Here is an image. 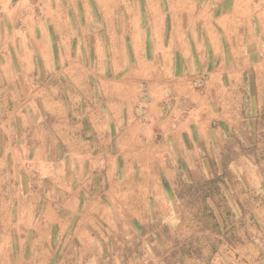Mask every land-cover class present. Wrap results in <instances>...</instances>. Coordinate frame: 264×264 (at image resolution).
I'll return each mask as SVG.
<instances>
[{"label":"rangeland","instance_id":"374dc122","mask_svg":"<svg viewBox=\"0 0 264 264\" xmlns=\"http://www.w3.org/2000/svg\"><path fill=\"white\" fill-rule=\"evenodd\" d=\"M48 201L97 264H264V0H0V261Z\"/></svg>","mask_w":264,"mask_h":264},{"label":"crops","instance_id":"0c3cea01","mask_svg":"<svg viewBox=\"0 0 264 264\" xmlns=\"http://www.w3.org/2000/svg\"><path fill=\"white\" fill-rule=\"evenodd\" d=\"M123 102L128 105L130 101ZM131 102L134 104L138 101ZM148 102L153 109L167 101ZM70 202L76 201L74 199L67 201V203ZM66 209L62 212L55 211L51 201H48L45 204L41 224L36 227L30 225L25 228V231L19 228L26 234L25 247L21 246L10 259L5 258L0 261V264H97L91 251L94 249L91 228L83 225L82 220L72 227L63 217L74 215L76 209L72 210L69 207ZM29 232L33 233V237L27 239ZM34 250H40L41 254Z\"/></svg>","mask_w":264,"mask_h":264}]
</instances>
